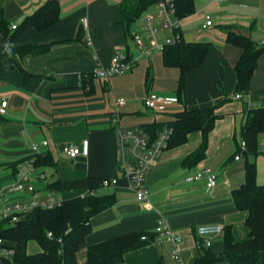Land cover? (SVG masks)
I'll use <instances>...</instances> for the list:
<instances>
[{"label":"crops","instance_id":"1","mask_svg":"<svg viewBox=\"0 0 264 264\" xmlns=\"http://www.w3.org/2000/svg\"><path fill=\"white\" fill-rule=\"evenodd\" d=\"M51 1L60 6L59 21L44 31L23 30L25 20ZM124 1L0 0V55L7 51L11 37L18 31L21 34L15 47H34L19 59L31 78L26 81L18 67L0 74V103L9 100L7 114L0 115V188L5 189L0 209L31 197L28 193L6 191L17 181L18 172L34 163L36 155L31 148L38 144L39 155H51L55 164L37 169L48 175L46 183L35 184L43 194H47L50 184L58 182V193L65 200L93 192L94 197L114 199L112 206L91 219L92 233L78 252V264L86 263L89 247L124 235L154 233L159 221L180 234L182 242L177 247L169 240L146 244L128 253L122 264H196L205 249L197 234L202 225L224 227L222 234L212 238L210 250L216 255L224 251L225 229L232 230L236 243L249 238L250 230L245 226L248 214L239 211L233 199V193L245 183L244 158H235L249 111L264 108V54L249 93L236 99L235 64L240 53L227 44L224 28H232L261 44L264 0L196 1L195 14L180 21L179 33L186 42L210 43L212 48L204 65L189 72L181 96L180 72L164 65L162 50L151 51L153 41L146 36L144 49L133 40L135 33L143 32L146 16L155 17L160 42L173 40L175 34L159 23L157 4L127 25ZM207 17L212 20L211 26L206 25ZM84 19L88 20L87 27ZM3 23L7 36L2 31ZM13 26L17 29L13 30ZM146 49L150 50L148 56ZM117 53L137 59L136 68L110 80L95 78L90 83V75L109 66ZM150 93L177 98L178 102L166 104L159 111L150 110L143 103ZM121 98L126 105L116 122V101ZM214 106L219 119L209 136L205 158L188 163L203 142L201 132L190 134L185 145L165 150L147 177L148 201H139L121 170L129 153L118 143L119 130L169 123L175 113ZM84 141H89L87 157L73 160L62 152L64 145L81 147ZM251 160L258 170V183L264 186V134L260 136L259 154ZM205 168L218 174L215 188H208L205 180L186 182L187 177ZM101 180H117V185L106 188ZM32 243L35 242H30L28 249ZM176 248L181 260L174 259ZM39 253L41 249L37 253L28 250L30 255Z\"/></svg>","mask_w":264,"mask_h":264},{"label":"trees","instance_id":"2","mask_svg":"<svg viewBox=\"0 0 264 264\" xmlns=\"http://www.w3.org/2000/svg\"><path fill=\"white\" fill-rule=\"evenodd\" d=\"M160 1L163 0H125L122 6L124 21L127 25L132 24ZM172 1L175 3L176 15L180 20L195 14L197 0ZM59 19L60 6L57 2L51 1L36 14L28 17L22 29L32 28L44 31L55 25ZM224 30L227 31V44L240 53L235 64L237 92L241 96L247 95L251 80L258 68L259 59L264 54V46L232 28L226 27ZM2 31L5 36L8 35L5 23L2 25ZM20 34L21 32L18 31L11 37L7 51L0 55V74L18 67L27 81L31 76L21 66L19 59L30 53L34 47L16 48L15 41ZM211 48L210 43H189L183 39L165 46L162 51L164 65L167 68H176L180 72L179 96L185 90L189 72L204 65ZM150 75L149 72L148 79ZM89 78L90 83L95 79L93 74ZM173 117L174 120L169 123L153 124L142 128L150 134L152 140H155L163 129H173L168 149L185 145L190 134L201 132L203 142L189 157L188 163H195L205 158L209 136L219 119L216 107L196 111L184 110L175 113ZM263 134L264 108L251 109L238 142L239 148L242 142H245L247 146L243 155L245 183L233 193L237 209L248 214L245 222V226L250 230L248 240L236 243L232 230L227 228L225 229L223 253L216 255L210 248H205L196 264H264V186L259 185L258 170L255 162L251 160L259 154L260 136ZM34 157L36 159L34 164L37 167L55 166L51 155ZM93 183L91 181L90 185ZM48 189L59 192L60 186L58 182H55L50 184ZM113 203L114 199L111 197H92L87 194L84 197L65 200L62 206L52 210L36 209L16 224H11L9 221L0 222V240L2 241L0 250L14 251L11 258L0 256V264H78V252L92 233L91 219L112 206ZM50 233L53 238L49 237ZM144 236H147V240H142ZM156 238L155 232L129 234L91 246L88 248L85 264H122L128 253L146 244L155 243ZM30 242L37 243L41 248V253L28 254Z\"/></svg>","mask_w":264,"mask_h":264},{"label":"built area","instance_id":"3","mask_svg":"<svg viewBox=\"0 0 264 264\" xmlns=\"http://www.w3.org/2000/svg\"><path fill=\"white\" fill-rule=\"evenodd\" d=\"M157 19L162 25L164 30L170 31L175 34L173 40H168L166 43H162L158 40L159 27L156 24L154 16H146L143 19V32L135 33L133 36L134 43L141 47L144 46V36L152 39L154 50H163L166 44H175L181 39V35L177 32L179 28V20L176 15V6L172 0H163L157 4ZM83 24L88 26V20L84 19ZM207 26L212 25V20L207 17ZM13 30L17 29V26L12 27ZM177 30V31H176ZM264 46V41L261 43ZM149 53H146L148 56ZM137 64V59L131 58L124 53H117L112 62L107 67H100L95 70L93 76L100 80H110L111 78L122 75L131 71ZM241 95H236V99H241ZM178 102L177 98H165L155 93L148 94L144 100V106L150 110L159 111L162 110L166 104H172ZM126 105L124 98L116 101L117 114L119 120L120 109ZM9 106V100H2L0 103V115L5 116ZM173 135V129L165 128L158 133L155 140H152L150 134L142 127H135L128 131H120L118 133V143L123 149H127L129 156L122 161L121 170L128 180L132 183V190L135 192L139 201H148L149 191L147 188V177L150 172L156 167L160 156L166 150L167 145ZM240 152L236 156V160L240 161L243 158L247 150L245 142L241 143ZM31 152L34 155H39V145H32ZM62 152L70 159H76L78 157H87L90 153L89 141H84L81 147L73 145H65L62 147ZM34 163L30 162L26 171L21 172L19 178L10 186L6 192L10 193H28L31 196V203L14 202L5 205L0 209V222L9 221L11 224H16L22 219L21 214L25 215L36 209L52 210L60 207L65 202V199L59 195L55 190L47 191V194H43L39 191L35 184L38 182L46 183L48 181V175L45 173H38L34 168ZM206 181L208 188H215L218 184V174L210 168H205L198 171L186 178L187 183ZM117 185V180H104L102 182L103 187H110ZM5 189L0 188V197L3 195ZM85 196V195H84ZM83 196V197H84ZM224 227L221 225H202L198 227V237L203 241L201 246L205 248H211L212 238L222 234ZM155 233L157 238L155 243L160 244L163 240L172 241L176 247L182 242V236L171 230L169 225L165 221H159ZM50 238L53 235L49 234ZM143 240H147V236L143 237ZM62 241V240H60ZM2 241L0 240V244ZM7 255H14V251H8ZM2 256V254H0ZM174 259L181 260L179 249L174 250Z\"/></svg>","mask_w":264,"mask_h":264},{"label":"rangeland","instance_id":"4","mask_svg":"<svg viewBox=\"0 0 264 264\" xmlns=\"http://www.w3.org/2000/svg\"><path fill=\"white\" fill-rule=\"evenodd\" d=\"M177 18H178V17H177ZM178 20H179V23H180L181 20H180L179 18H178ZM179 29H180V28H178V29H177L178 31H177V30H176V31L179 32ZM158 40H159V39H158ZM181 40H182V38H181L179 41H181ZM263 41H264V40H263ZM167 45H170V44H166L165 46H167ZM164 48H165V47H164ZM153 50H154V49L152 48L151 51H153ZM149 51H150V50H149ZM149 51H148V49H146V50H145V53H149ZM162 51H163V50H162ZM136 66H137V64H136ZM136 66H135L132 70H134V69L136 68ZM132 70H131V71H132ZM238 95H239V94H238ZM240 95H241V94H240ZM168 144H169V143H168ZM64 146H65V145H64ZM240 147H241V146H240ZM167 149H168V145H167L166 150H167ZM240 150H241V149H240ZM239 152H240V151H239ZM238 154H239V153H238ZM238 154H237V155H238ZM27 166H28V165H27ZM34 166H35V167H34L35 169H38V167H37L35 164H34ZM26 169H27V167H26ZM26 169L22 170L21 172L26 171ZM38 170H39V169H38ZM21 172H18L16 179L19 178ZM89 195L92 196V197H94V192H93V193H90ZM18 202H20V203H29V202H30V203H31L32 201H31V197H30L28 200H20V201H18ZM32 212H33V211H31V212H29V213H27V214H25V215L21 214V217H22V218H25V217H27V216H28L30 213H32ZM142 240H143V237H142ZM30 247H32V248H30ZM34 247H35V248H34ZM40 249H41V248L38 247L35 243H32V244L29 245V249H28V250H29L30 253H37V252L40 251ZM32 250H34V251H32ZM8 251H12V250L1 249V250H0V254H2V257L11 258V255H7V252H8Z\"/></svg>","mask_w":264,"mask_h":264}]
</instances>
